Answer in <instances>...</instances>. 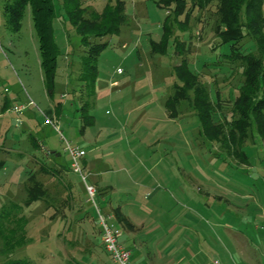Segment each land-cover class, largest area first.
Here are the masks:
<instances>
[{"label":"rangeland","instance_id":"374dc122","mask_svg":"<svg viewBox=\"0 0 264 264\" xmlns=\"http://www.w3.org/2000/svg\"><path fill=\"white\" fill-rule=\"evenodd\" d=\"M4 1L0 0V264L14 258L31 264H114L101 240L94 205L102 202L105 215H114L116 205L128 212L134 222L130 229L140 231V249L148 244L142 242L146 226L156 220L164 233L245 235L248 247L253 246L264 263V138L248 134L241 145L246 158L241 159L232 146L200 132L198 116L186 99L174 109L166 105L174 84L181 83L174 66L186 59L209 92L213 120L225 122L236 115L233 100L242 84V68L239 61L231 63L216 54L220 38L215 32V0L196 7L184 29L178 25L184 15L174 19L170 7H159L158 0H124L128 20L118 34L103 38L108 45L97 58L93 84L78 79L86 47L56 18L54 36L61 52L52 97L43 82L30 10L26 8L20 30L11 32L4 24ZM113 1L83 3L88 11H100ZM167 15L172 35L183 45L176 48L171 40L161 54L151 50L149 41L160 40ZM247 40L245 46L250 45ZM214 90L219 91L217 99ZM7 97L13 100L5 105ZM56 101L62 102L59 113ZM26 108L33 114L27 116ZM69 146L83 150L75 158L81 172L73 169ZM95 158L109 176L95 173L100 171L94 167ZM35 181L42 194L31 201L28 191ZM127 190L136 209L122 196L115 206L107 202L108 195L118 197ZM116 222L124 237L127 225ZM224 242L238 262L237 242ZM130 258L137 264L132 254Z\"/></svg>","mask_w":264,"mask_h":264},{"label":"trees","instance_id":"16d2710c","mask_svg":"<svg viewBox=\"0 0 264 264\" xmlns=\"http://www.w3.org/2000/svg\"><path fill=\"white\" fill-rule=\"evenodd\" d=\"M208 2L209 0H158L157 5L170 7L174 19L184 15V18L178 20L179 27L184 29L194 14V9L202 8ZM27 7L37 37L43 82L50 97L54 93L58 56L61 52L54 36L56 18L60 19L66 30L72 28L74 34L79 35L80 44L86 47L85 53L81 55V71L78 79L92 84L96 80L97 58L108 45V41H104L103 38L106 35L118 34L121 25L128 20L124 0L106 2L100 11L98 9L88 11L83 0H5L3 18L8 30L11 32L20 30ZM215 12L218 15L215 32L220 38L216 54H221L223 60L231 63L239 61V66L242 68V84L238 87V93L233 100V110L236 115L225 122L213 120V103L209 92L205 84L200 79L197 80V75L188 68L186 59L174 66L177 79L181 83L174 84L175 92L168 97L166 105L174 109L180 100L186 99L198 116L202 126L200 132L225 144L228 148L232 146V153L245 159V153L241 148L242 140L248 134H256L264 138V0H215ZM168 18L169 15L162 24L163 32L160 40L149 41L154 52L165 54L169 42L173 43L171 40L174 41L176 48L183 45L179 38L172 35ZM245 39H248L247 42L251 41L249 46L244 45ZM223 45L224 51H222ZM219 59L221 58L219 57L218 61ZM190 91L192 96L189 95ZM214 92L215 98H219V91L214 90ZM4 104L3 109L6 107ZM54 107L59 113L62 102L56 101ZM45 112L50 114L51 108H47ZM175 113L176 110L170 115ZM43 169L48 171L45 166ZM40 188L41 184L35 181L28 191L29 200L34 201L40 197L42 194ZM102 203L97 204L101 212H103ZM113 213L115 216L106 212L111 216V220L115 221L114 223L123 222L127 225L125 230H131L133 224L120 207L115 206ZM19 218H21L19 221L23 222L24 218L22 216ZM5 264H31V262L26 258H14L8 259Z\"/></svg>","mask_w":264,"mask_h":264},{"label":"crops","instance_id":"0c3cea01","mask_svg":"<svg viewBox=\"0 0 264 264\" xmlns=\"http://www.w3.org/2000/svg\"><path fill=\"white\" fill-rule=\"evenodd\" d=\"M15 98L18 99V97ZM10 100L12 101L13 99L8 97L4 98L3 103H9ZM30 108H26L25 113H27V116L33 114V110H29ZM94 164L95 168L100 169V171H95L96 174L106 173L105 175L109 176L106 169L101 170V164L96 158ZM112 189V191L116 190L115 187H112ZM117 191L118 190H116V192ZM127 192L128 190L126 192L124 191L125 195L120 194L118 197H115L114 194L108 195L107 200H109L107 202L110 201V203L115 206L116 204H114V202L119 201V197L122 196V199L129 200L134 209H136L133 196L130 193L126 194ZM148 195L149 192L146 193L145 197ZM145 207L146 206H144L143 209H145ZM122 208L123 207H121L122 212L129 218V220H131V216L128 212L124 211ZM148 208L150 207L148 206ZM131 223L133 224L134 222ZM160 229L161 225L159 221L156 220L149 222L146 226L144 232L145 239H142V242H148V244L144 245L146 249H140L139 245H137L138 240L136 236L140 231L135 227L124 234L122 242L124 244L126 241L124 245L130 247L131 254L133 258L137 260V264H264L259 258L258 251L254 249L253 246H251L252 248L248 247V237L245 235L241 237L230 234H210V237H206L205 235L201 236L198 233H164L160 232ZM224 240H233L237 242L238 250L236 253L239 260L238 262L235 261L234 252L228 248Z\"/></svg>","mask_w":264,"mask_h":264},{"label":"built area","instance_id":"2783aa9c","mask_svg":"<svg viewBox=\"0 0 264 264\" xmlns=\"http://www.w3.org/2000/svg\"><path fill=\"white\" fill-rule=\"evenodd\" d=\"M16 110H21V108H16ZM46 120H51L48 117ZM69 150L71 154L73 155L74 161H73V169L75 171H79V163L78 160L75 158L81 156L83 154V150L79 149L77 146L70 147ZM89 198H92V202H95V194L93 193V188L91 185L87 186ZM95 208L97 210V220L100 224L101 229V240L105 246L106 251L108 252L111 260L114 264H134L131 261L130 255L131 251L129 248L125 247L122 240V231L121 229L115 225V223L111 220L110 215H105L102 213L97 204H95Z\"/></svg>","mask_w":264,"mask_h":264}]
</instances>
